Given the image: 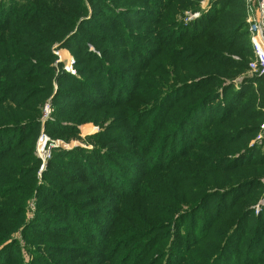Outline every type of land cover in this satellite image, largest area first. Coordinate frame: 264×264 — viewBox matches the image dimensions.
Instances as JSON below:
<instances>
[{
	"label": "rangeland",
	"instance_id": "rangeland-1",
	"mask_svg": "<svg viewBox=\"0 0 264 264\" xmlns=\"http://www.w3.org/2000/svg\"><path fill=\"white\" fill-rule=\"evenodd\" d=\"M28 1L0 0V26L8 25L10 29L5 35L0 33V108L6 113L19 103L22 108L17 116L0 118V129L20 123L37 124V127L11 133L0 130V144H3L0 146V247L11 238L16 240L14 247L0 255V264H209L219 256L225 244L227 251L219 260L228 264L230 256L240 253L250 238V241L261 240L262 244L264 158L231 167L220 161L244 148H255V154L264 153V136L257 141L264 124V85L255 82L254 75L258 73L249 67L253 57L246 41L241 39L247 34L251 44L247 18L248 13L255 12L256 0ZM127 8L141 11L126 15L123 10ZM201 17L210 19L205 28L200 24ZM12 18H16L17 23L12 22ZM164 19L169 20L168 25L162 23ZM163 31L165 34L160 37ZM30 34L44 35L42 46L38 43L25 47ZM128 35L136 41V46L146 49L134 54L142 57L137 62L121 51L126 46L122 41L129 38ZM166 46L178 47L176 51L188 50L191 54L207 53L199 62L192 61V70L197 75L195 81L210 79L201 87L161 103L155 111V119L149 110L156 109L163 96L185 78L188 81L193 78L189 73L176 76L172 69L159 70L160 58L170 56V47ZM117 48L119 51L115 50ZM10 52L17 54V62L9 61V58L14 60L6 55ZM171 56L170 60L174 58L178 64L190 68L185 63L189 54ZM131 62L143 67L133 72L137 68H131ZM108 65L122 73L121 79L112 75L124 88L121 96L109 97L112 79L104 75V66ZM130 76L136 81L135 85ZM104 78L106 83L102 84ZM203 96L207 97V105H200L199 112L203 107L216 109L218 105H226L225 98H230V103H241L237 111L230 108L212 125L193 119V126L185 137L192 134L191 148L178 157L174 140L178 144L182 137L173 133L178 131L179 120L187 108ZM151 117L154 122L152 147L146 153L143 146ZM59 122L63 126L73 125L75 130L59 133L53 126V123L60 125ZM50 126L53 129H49ZM210 130L223 137H208ZM41 133L51 143H56L50 157L44 161L37 151ZM222 139L223 142H219ZM161 144H164L162 151L158 148ZM54 150L79 151L80 154L61 156L48 171ZM97 152L115 164V168H123L131 175L128 192L131 196L123 198L121 189L111 183L107 189L94 185L96 191L90 196L104 192L108 197L93 202L83 209L85 213L75 209L76 217L71 213L68 221L66 216L56 220L61 225L69 224L70 218L76 220L75 223L81 222L91 238L82 239L69 231L59 237L38 231L25 234L23 223L34 220L38 203L44 202L43 196H39L42 188L50 196L55 194L72 202L73 192L79 191L76 187L100 177L99 173L108 163L102 162ZM76 156L80 160L77 164ZM140 160L149 163L144 174L154 170L159 173L142 176V167L135 166L133 170L134 161ZM188 163L193 166L184 173ZM219 166L231 168L222 188L213 180L212 173L213 168ZM106 170L118 176L116 170ZM254 172H258L257 180L228 197L232 199L226 206L218 207L220 200L213 197L196 211L198 224L204 222L211 231L201 243L187 247L184 241L181 245L176 240L179 236L167 237L174 232V226L153 234V223L167 219L173 211L176 218L189 209L184 204L187 193L199 195L206 190L225 189L246 178L245 174ZM194 173L195 178L189 176ZM223 203L226 198L222 199ZM240 204L253 212L245 223H239L244 233L234 236L227 245L231 227L224 221L231 220ZM58 208L47 199L42 211L46 212L44 216L52 218L58 216ZM165 210L167 213H162ZM56 223L54 230H63ZM258 233L259 239L256 238Z\"/></svg>",
	"mask_w": 264,
	"mask_h": 264
},
{
	"label": "trees",
	"instance_id": "trees-1",
	"mask_svg": "<svg viewBox=\"0 0 264 264\" xmlns=\"http://www.w3.org/2000/svg\"><path fill=\"white\" fill-rule=\"evenodd\" d=\"M223 5L224 4H222V6ZM133 6L137 7V6H140V4H133ZM123 11L126 15H128L130 13H133L136 11H141V10H139V9L132 10L131 8H127V9H124ZM139 15H142V14H139ZM140 18L143 19V17H140ZM15 20H16V18H12L11 21L14 22ZM22 20H19L18 22H20ZM1 21H3V20H1ZM208 21H210V19ZM208 21L206 20V18L205 19H203L202 17L200 18V24H201L202 28H205L208 25V23H209ZM14 23H17V22H14ZM162 23H164L165 25H168L169 20L164 19V21ZM9 31H10V29H8V25L4 26V27L0 26L1 35H5ZM164 34L165 33L163 31L162 35L160 37H162ZM30 35H31V39L25 47L31 48L33 46H36L38 43H39V46H42L41 41H42V39L45 38L44 35H40V34H30ZM74 37L75 36L73 35L69 39L72 40ZM128 37L129 38H126V39L124 38V40L122 41L125 43L126 46L122 47L121 51H123L124 54L129 55L133 59L132 61L137 62L139 59H142V57H135L134 54L137 52V50L141 51V50H146V49L139 47V46H136V41L132 40L131 35H128ZM241 39L244 40V42L246 41L247 45L249 46V53L252 56V48H251V44L249 42V38H247V34L245 35V38L241 37ZM31 45H33V46H31ZM163 45H165V44L164 43L161 44L162 49H164ZM172 46H166L165 47V48L170 47L169 48L170 56H163L160 58L159 70L166 71V70L172 69L173 73L176 76H178V75L180 76L183 73H189L191 75L190 77H193V78L189 80L190 82L185 78L183 81L180 82L181 84L178 87H174L173 89L169 90L163 96L161 102L156 107V109L149 110V114H152V116L154 115L153 116L154 118L156 116L155 111H157V109L159 108L161 103L169 101L170 98H172L176 95L179 96V95H182L184 92L186 93L189 90H194L197 87H201V86L206 84L208 79H210V78H201L200 80L195 81L196 79H194V77H196L197 75H196V72L194 70H192L193 69L192 67L194 65L193 64L194 62H192V61H194V59H196V62H199L202 55L203 54L207 55V53L199 52L198 54H195V53L191 54V53L187 52L188 50L176 51V49L178 47L174 49ZM115 50L119 51L118 48ZM187 54H189V56L187 58H185L186 59L185 63L189 64L190 68L184 66L185 64H178L177 60H175L174 58H172V60H170L168 58V57H172L171 55H174L173 57H175L177 55H180L182 57H186ZM6 55L9 57H14V60H11V58H9V61H16L17 62V58H15V55H17L16 53L10 52V53H7ZM6 59H8V57ZM132 63H134V62L129 63L130 67L131 68H137V69H134L133 72H136L143 67V65H139L138 63H134V64H132ZM104 68H105V71H104L105 74L104 75L106 77H108L109 79H112L110 89L108 90L109 97L114 95V94H116V95L119 94L121 96L123 94L122 91L124 90V88L120 87L121 84H119L117 82L116 78L121 79L120 77H122V73L119 72L120 70L113 68L112 65L104 66ZM114 72H116V73H114ZM113 74H115L116 78H114L112 76ZM254 76H255V82H260V83H263V85H264V74L258 73L257 75H254ZM129 79L131 82H133L134 85L136 84V81L133 78H131V76ZM103 83H106L105 78H104L102 84ZM23 84H25V83H23ZM13 85L15 86L18 84H13ZM216 97H218V95L215 96L214 98H216ZM206 99H207L206 96L199 98L195 102L196 103L195 105H193L191 108H187L184 115L181 116V118L179 120L180 127H179L177 132L173 133L175 136L177 135V136L182 137V138H180L178 144H176V142H175L176 140H174V151L178 157H180L183 154H187L188 149L191 148V143L189 142V138L193 137L192 134L189 135V138H185V137H186V134L189 133V128H192V126H193V124H192L193 119H196L197 121L205 120V121L211 122V125H212V123H217L219 121V119L224 117L230 108L234 107L232 110L237 111V108L239 107V105L241 103L240 101H238L236 103H233V102L230 103V98H225L226 105H218L216 109L203 107L202 111L199 112L198 108L200 107V105H207ZM118 101H123V99L118 98ZM16 103H18V102H16ZM120 105H122V103H120ZM19 109L22 110L20 103L16 104L14 108H11L9 113L4 112L3 108H0V118L5 119L4 116H7V115L8 116H17L20 114V113H18ZM213 110H217V111H213ZM137 113L138 112H136V114ZM194 114H197V115H194ZM7 118L8 117H6V119ZM144 121H147V120L145 119ZM153 123H152V117H151L149 130L146 134V142H145V145L143 146V149H146V151H145L146 153L152 147V136H153V131H154V128H152ZM53 124H54L53 126H56L59 129V131H60L59 133H61V132L65 133L67 131L75 130V126H73V125L63 126V125H61L60 122H59L60 125H58L57 123H53ZM34 126L37 127V124L35 122H30L29 124H26V125H23L22 123H20L17 125L10 126L12 128L0 129V130L8 131L11 133V132L19 131L21 129L25 130L28 127H34ZM53 126H50L49 129H53ZM140 127H142V124L138 128H140ZM210 131L212 133L209 134L208 137H210V136H216L217 138L223 137V134L215 132L214 130H210ZM33 133H35V132H33ZM243 134H245V133H242L241 135H243ZM208 137L206 139H208ZM225 137L227 138V136H224V138ZM2 141H3V139H2ZM202 141H205V140H202ZM219 142H223V139L219 140ZM1 145H3V144H0V146ZM163 147H164V144H161L158 148L160 151H162ZM254 150H255V148L254 149L253 148H244L243 151L238 152V154L232 153L231 156H229V157L225 156V158H221L220 161H221V163H225V164L229 163L230 164L229 167H231V166H238L240 164L250 163L252 161H256V160L264 158V153L255 154ZM74 153L80 154L79 151H72V152L67 151L66 152V151H55L54 150L52 152L51 159L48 161V164H50V165H48V171L52 167L53 161H57V159H59L61 156H70V155L73 156ZM171 154H173V151H171L170 155ZM99 155L100 154L97 152L96 156L101 158L102 162L104 161V162L108 163L107 168H105V167L103 168L104 170H103V172L99 173L100 177L98 179L92 178V180H93L92 183L85 184V186L76 187L77 189H79V191L76 190L73 192L72 195H73L74 200H72V202H66V201L58 198L57 196H55V194L50 196L49 194L46 193L45 189L41 187L43 189V191L40 193L39 196H43L44 202L38 203V210L36 213V218L34 220L26 223V224L23 223V225H24L23 231L25 234L29 233L30 231H38V232H43V233L47 232L52 237H59V236L63 235L64 233H67L69 231L72 234L75 233V234L81 236L82 239H84V237L91 238L88 234V231L85 230V228L81 222L75 223L76 220H71V218H70L69 224L61 225V224H57L56 220L58 218L63 219V217L66 216L65 220L68 221V218H69L71 213H73L75 216V213H76L75 209H78L79 211H82L85 213L86 210H83V209H87L88 207H90L93 204V202L98 201L101 198L108 197V196L103 195L104 192H102L100 195L90 196L94 191H96L92 187L94 185L100 186L102 189H107L109 183H111L112 185H115L116 187H119L121 189V192H122L121 196L123 198H127V197L131 196L128 194L129 189H130V181L132 180V178H130L131 175L128 174V172L125 171L123 168H120V167L115 168L116 167L115 164L108 162L104 157L99 156ZM91 157H93V155ZM97 157H96V159H97L98 163H100ZM79 161L80 160H79L78 156H76L75 157V163L77 164V163H79ZM134 162L136 164H134L133 170H134L135 166L142 167V173H143L142 176L147 175V174L152 175V174L159 173L158 171L154 170V171L148 172L147 174H144V170L149 169L148 168L149 163L144 164L142 162V160L134 161ZM36 165H37V167L39 166V161H37ZM190 166H193V165L188 163V165L184 166V173H187ZM106 169H108L109 171H115L116 170V173L119 177L116 175L110 174L109 172H107ZM201 169H203V168H201ZM230 169L231 168L219 166L218 168H213V170H212V173L214 174L213 180L216 181V183H220L221 188L225 187L224 186L225 180L231 174ZM189 176H192L193 178H195V173L192 175L189 174ZM244 176L246 178L240 179L239 183H233V184L231 183V185H229V187L225 188V189L223 188L221 190H206V191H202L199 195L197 193H195V194H193L191 192L187 193L186 199L184 200V204L186 206H188L189 209L180 212L176 216V218H174V216H173V213H174V211H173V212H171V215L167 219L162 218V219H160L159 222L153 223L152 224L153 234H156L159 232L163 233L165 231H168L171 226H174V232L173 233L170 232L167 235V237H170V236L174 237V235L179 236V238L176 237V240L179 241V243L181 245H182V241H184L185 242L184 245H187V247H193V245H197V243H201V241H203L211 231H209L206 228V225L204 224V222L198 224V222L196 221L198 219V215L196 214V211L199 209L200 206H202L204 204L205 201H207L208 199H211L213 197H218V199L220 200V205H218V207L226 206L227 201H230L232 199V198H228V197H232L235 193L239 192L240 190H242L247 185H252L254 183V181L257 180L256 177L258 176V172H254L252 174H245ZM249 178H251V179H249ZM217 188H219V187H217ZM142 195H143V192L141 193V196ZM224 198H226V203L222 204V199H224ZM47 199H51L52 204L54 206L59 207L58 209H60V212H59L57 217L51 218V216H44L46 214V212H43L42 210L45 207V203H46ZM241 206L242 205L240 204V208H239L238 212L234 216H232L231 220L228 218V220L224 221V223L229 224V227H231V228H229L230 234L227 237L228 238L227 245H230V242L234 236L237 237L238 235H241L244 233V231L243 232L240 231V228H239L240 224H241V222L245 223V221L247 219H249L251 213L253 212L252 209L246 208V207L242 208ZM72 209H73V211H71ZM162 213H167V210L163 211ZM187 219H190V220L188 222H186ZM55 223L57 224L58 227L63 228V230L55 231L53 228ZM233 225L236 226V228H233L232 227ZM258 226L262 227V223H259ZM246 228H247V226L245 225L244 229H246ZM262 229H263V227H262ZM253 234H254V231H253ZM256 238L259 239V233L256 236ZM250 239L248 240V243L246 244L244 249L242 251H240V253H238V254L236 253L235 255L233 254L230 256L228 264H264V242L261 244V240H251L250 241ZM15 242H16V240L11 238V241L4 243L0 247V255H2L3 253L5 254L9 248L14 247ZM226 249H227V246L225 244L224 248L219 253V256L214 261L210 262L209 264H222V260H219V259H220V256L222 253H223V255L226 253V251H227ZM1 257L2 256H0V263L2 262ZM123 260H125V259H123ZM40 261H41V259L37 260L36 262L39 263Z\"/></svg>",
	"mask_w": 264,
	"mask_h": 264
},
{
	"label": "built area",
	"instance_id": "built-area-1",
	"mask_svg": "<svg viewBox=\"0 0 264 264\" xmlns=\"http://www.w3.org/2000/svg\"><path fill=\"white\" fill-rule=\"evenodd\" d=\"M249 33L252 48V61L249 64L250 70L264 74V0H256L255 12L248 13ZM264 136V124L257 136L260 141ZM56 146L55 142L40 134L37 142V151L39 157L44 161L51 155V149Z\"/></svg>",
	"mask_w": 264,
	"mask_h": 264
}]
</instances>
